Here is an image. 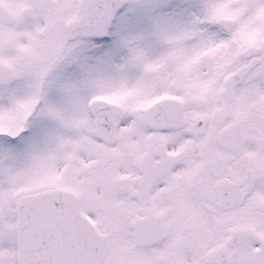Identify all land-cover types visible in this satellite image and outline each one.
Returning <instances> with one entry per match:
<instances>
[{
    "label": "snow or ice",
    "instance_id": "snow-or-ice-1",
    "mask_svg": "<svg viewBox=\"0 0 264 264\" xmlns=\"http://www.w3.org/2000/svg\"><path fill=\"white\" fill-rule=\"evenodd\" d=\"M0 264H264V0H0Z\"/></svg>",
    "mask_w": 264,
    "mask_h": 264
}]
</instances>
